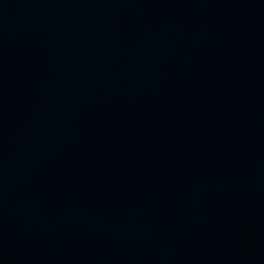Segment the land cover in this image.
Wrapping results in <instances>:
<instances>
[{"label": "water", "instance_id": "1", "mask_svg": "<svg viewBox=\"0 0 264 264\" xmlns=\"http://www.w3.org/2000/svg\"><path fill=\"white\" fill-rule=\"evenodd\" d=\"M0 264H264V0H0Z\"/></svg>", "mask_w": 264, "mask_h": 264}]
</instances>
